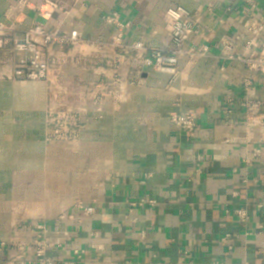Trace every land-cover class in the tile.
<instances>
[{"label": "crops", "instance_id": "0c3cea01", "mask_svg": "<svg viewBox=\"0 0 264 264\" xmlns=\"http://www.w3.org/2000/svg\"><path fill=\"white\" fill-rule=\"evenodd\" d=\"M16 1L0 0V22L7 23L4 12ZM59 1L71 11L43 21L50 28L108 40L115 29L102 17L117 12L130 23L126 42L164 49L172 48L164 14L183 6L201 19L203 33L185 47L206 44L210 51L196 63L181 59L183 73L175 80L128 60L120 68L125 102L108 101L101 113L90 109L75 147L45 141L44 83L0 78V264H36L37 234L28 227L42 223L51 237L69 238L48 252L57 264H179L184 252L190 264L264 263V214L254 201L264 199V144L254 165L243 163L251 156L247 145L264 140V74L255 77L250 97L262 102V116L248 119L246 67L221 60L215 47L222 35L238 31L242 0ZM26 17L25 26L40 20L32 10ZM94 78L65 73L72 89L79 79ZM182 111L194 114L192 134L170 121ZM142 199L147 203L139 206ZM238 208L251 214L245 226L234 214ZM227 234L239 235L232 252L218 242Z\"/></svg>", "mask_w": 264, "mask_h": 264}, {"label": "built area", "instance_id": "2783aa9c", "mask_svg": "<svg viewBox=\"0 0 264 264\" xmlns=\"http://www.w3.org/2000/svg\"><path fill=\"white\" fill-rule=\"evenodd\" d=\"M66 3L76 4L80 0H65ZM261 0H242L237 11L239 29L231 37L222 35L215 47L220 51L219 57L227 62H241L245 65L248 75L243 82L245 113L248 119L262 116L263 104L251 100L255 90V77L264 74V13L260 11ZM32 0H17L4 12L3 18L7 23L0 22V78L20 82H41L46 86V138L47 144H62L69 147L78 145L82 131L89 121L90 109L101 113L105 104L112 101L122 104L124 100V81L120 68L128 60L135 59L140 69H150L161 73H169L173 80L183 73L179 69L181 59L189 64L196 63L208 56L209 45H185L193 38L203 35L199 28L200 18L191 9L176 6L164 14L165 30L171 39L172 48H152L143 41L126 42L124 37L130 28L129 22L121 20L117 12L103 15L102 20L115 29L108 40L86 39L74 28L61 30L50 28L43 21H49L54 14L63 11L69 14L71 9L64 7L59 0H42L38 7H32ZM32 10L40 19L25 26L26 12ZM67 70L92 74L98 79L80 80L76 88L66 81ZM220 71H224L221 67ZM231 102V101H229ZM227 112V111H226ZM229 112V111H228ZM171 123L181 133L192 134L197 130L194 114L182 111L170 114ZM254 147L247 149L251 156H246L243 163L254 165V161L262 154L261 139ZM201 171V168H198ZM249 181L248 174L244 183ZM255 210L264 214V199H255ZM155 201H148L154 204ZM142 199L138 205H146ZM78 207L90 214L91 208L81 204ZM238 223L245 226L251 214L247 208L234 211ZM64 216L60 219L64 220ZM36 232V245L33 259L36 264H57L55 258L48 256L54 247L67 244L69 238L50 236L48 227L42 223L28 227ZM146 231L140 238L144 240ZM239 240L237 234H227L218 242L232 252ZM80 251L75 257L81 259ZM188 253L180 256L179 264L191 263ZM32 264V263H30ZM71 264H74L72 262ZM128 264V263H125ZM167 264V263H157ZM214 264H220L218 262ZM237 264H264L244 260Z\"/></svg>", "mask_w": 264, "mask_h": 264}]
</instances>
